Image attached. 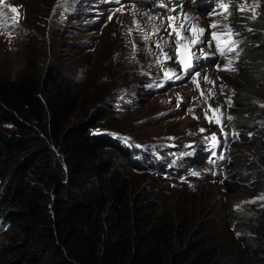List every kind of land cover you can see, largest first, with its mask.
I'll return each mask as SVG.
<instances>
[{
    "label": "rangeland",
    "instance_id": "rangeland-1",
    "mask_svg": "<svg viewBox=\"0 0 264 264\" xmlns=\"http://www.w3.org/2000/svg\"><path fill=\"white\" fill-rule=\"evenodd\" d=\"M161 3L167 7H160ZM254 3L259 5L254 20L259 24L257 33L264 37L261 30L264 25L259 18L264 17V0H247L248 5ZM13 6L18 8V13L10 12ZM121 7L123 11H117ZM0 9L8 17L4 22L8 27L0 23V72L16 78L25 68L24 60L34 56L42 69L62 65L83 99L73 121H86L101 111L106 117L96 126L95 133L114 137L133 150V161L137 160L140 168L126 169L124 163L119 164L134 181L132 202L140 203L139 198L146 212L167 219L172 214L178 223L184 219L188 226L202 224L209 214L222 217L232 211L235 218L254 214L252 211L263 194L264 173L250 175V172L262 164L261 142L258 140L250 146L240 143L239 134L243 131L235 121L234 101L240 98L239 90L249 91L255 87L257 91L245 97L252 98L254 106L264 108L259 79L251 85L236 71H218L215 65L219 63L222 67L225 61L214 47L198 44L193 52L199 55L198 50L203 48L209 58L194 59V67L184 79L165 81V68L181 74L180 65L173 62V58L161 68L148 51L151 48L159 52L154 41L163 43L169 39V15L177 17V26L184 16L190 17L192 23L206 29L201 39L209 40V24L213 20L224 22L221 17L210 15L217 10L215 0H120L119 4L113 0H0ZM234 9L235 5L227 21L233 31V23L240 20ZM11 17L16 18L18 26H12ZM242 20L241 24H245ZM137 23L145 32L151 33L154 27H159L160 32L151 41H144ZM183 34L189 35L186 30ZM234 38L237 40V36ZM173 47L170 43L163 50L171 55ZM229 58L233 59L235 67L237 57L230 54ZM195 72L200 73L199 89L192 79ZM205 76L215 81L214 87L205 82ZM221 84L226 85L223 92ZM209 89L214 91V96L209 95ZM201 90L207 100L201 96ZM228 97L232 100L231 107L226 103ZM94 99L96 103H90ZM209 105L223 111L224 132L229 134L226 140L220 125L205 119L204 110ZM251 110L258 112L255 107ZM208 116L220 118L219 113L211 110ZM227 116L233 119L228 120ZM200 129L206 131L201 133ZM213 133L219 141L215 149L204 139ZM237 144L243 147L247 158L241 165L230 154ZM220 156L224 159H218ZM210 160L216 163H209ZM193 171L200 176H192ZM253 200L256 202H248ZM104 213L109 237L114 235L115 212L108 208ZM246 224L235 219L222 226L220 246L224 261L231 262L240 250L239 246H232L231 241L243 248L240 237L244 233L240 228ZM2 228L0 223V234L6 232ZM227 234H230L229 240ZM225 247L229 251H224Z\"/></svg>",
    "mask_w": 264,
    "mask_h": 264
},
{
    "label": "trees",
    "instance_id": "trees-1",
    "mask_svg": "<svg viewBox=\"0 0 264 264\" xmlns=\"http://www.w3.org/2000/svg\"><path fill=\"white\" fill-rule=\"evenodd\" d=\"M250 24L252 31L239 39V74L251 85L259 79L264 97V37L257 21ZM24 61L16 78L0 72V223L6 229L0 264H264V210H256V218L209 214L198 226L146 212L139 198L132 202L134 181L119 166L135 167L131 151L95 133L106 114L75 123L83 99L62 65L42 69L35 56ZM250 90H239L236 104L249 145L260 139L251 135L249 122L264 119V108L245 97L257 91ZM230 154L239 165L245 162L241 146ZM108 208L116 219L109 237ZM235 219L247 223L240 238L245 251L231 241L240 250L223 263L222 226Z\"/></svg>",
    "mask_w": 264,
    "mask_h": 264
},
{
    "label": "snow or ice",
    "instance_id": "snow-or-ice-1",
    "mask_svg": "<svg viewBox=\"0 0 264 264\" xmlns=\"http://www.w3.org/2000/svg\"><path fill=\"white\" fill-rule=\"evenodd\" d=\"M113 2L119 4L120 0H113ZM235 5V11L238 14V18H244L248 20H256L257 19V12L256 9L259 7L257 3H254L252 5L247 4V0H215V8L217 10L210 13L211 16H219L222 18L223 23L221 20H213L209 24V29L211 30L209 32L210 39L205 41L201 39L205 35L206 29L199 27L198 25L191 22V18L188 16L183 17V22L177 26L175 24V21L177 20L176 16H168V28L170 29L168 35V40H163V43H160L159 41H154L155 48L159 49V52H153L151 51V48L148 49V51L151 53V55L156 57V65L163 68L166 61H173V58L175 63L179 64L181 67V74H177L175 70L171 68H165L164 70V79L165 81L169 80H181L184 79L185 76L189 74V70L194 67L193 60L199 61L201 58L208 59L209 54L204 51L203 48H200L199 55L194 53L192 49L196 45H206L209 48H215L216 54L220 58H222L225 63L221 67L219 63L215 65L218 71H228V72H234L237 71L235 67H233L234 61L233 59L229 58V55L231 53H235V55L239 56V51H237L239 44L241 41L236 40L234 37L238 36L239 33L233 31V27L230 23H227L228 17L232 15V6ZM160 7H167L163 3L159 5ZM117 11H123V8H118ZM169 11H175V9H170ZM11 13H18V8L13 6L10 8ZM245 13H250V15H245ZM8 17L5 16V13L2 9H0V23H4L7 20ZM111 19V17H109ZM150 20L156 19V17H149ZM11 23L12 26H18V22L15 17H11ZM185 24H187V29H185ZM5 27H8L6 23H4ZM137 30L142 33V38L144 41H151L153 36H156L160 32L159 27H154L153 31L151 33L145 32L142 28L139 27L137 23ZM187 31L189 33L188 36H185L183 33L184 31ZM248 31H252V29H248ZM129 33H131V29L129 30ZM11 34V32H10ZM174 37V38H173ZM163 39V38H161ZM173 45L172 48V54L169 55V53L165 52L163 49L166 45ZM135 50V46H134ZM200 76L199 72H195L192 75L193 82L195 83L196 87L199 89V81L198 77ZM204 80L206 83L212 84L213 87L215 86V81H212L209 79L208 76L204 77ZM159 86H163L162 84ZM226 85L221 84V92H223ZM209 95H215L214 91L212 89L208 90ZM201 96L207 100V96H205L204 91L201 90ZM226 103L229 107L232 106V100L231 97H228L226 99ZM179 106V104L177 105ZM264 106V105H262ZM211 110L214 114L219 113L220 118L213 119L212 117L208 116V111ZM189 111H192V109H189ZM205 119L209 121V123H216L220 125V130L222 135L225 137V140L228 137V133L224 132L223 123H222V117L224 116L223 111L220 107H217L215 109L211 108V105L208 106L207 109L204 110ZM194 119H199V117L194 116ZM228 120H232L233 117L227 116ZM201 133L206 131L205 129L199 130ZM236 136H238V133H235ZM205 141L209 142L211 144V148L215 149L218 146V138L215 133H213L211 136H207L204 138ZM215 155V153H213ZM218 159L223 160L224 157L220 156ZM209 163L215 164V160H210ZM192 176H200L199 172L193 171L190 173ZM215 175V173H213ZM261 199H264V196L261 197ZM249 203H255L256 201H248ZM239 235V233H237Z\"/></svg>",
    "mask_w": 264,
    "mask_h": 264
},
{
    "label": "clouds",
    "instance_id": "clouds-1",
    "mask_svg": "<svg viewBox=\"0 0 264 264\" xmlns=\"http://www.w3.org/2000/svg\"><path fill=\"white\" fill-rule=\"evenodd\" d=\"M263 14H264V12H263ZM245 15H250V13H245ZM259 18H260L261 20H264V17L259 16ZM241 19H242V18H240V20L235 21V22L233 23V25H234V27H235L234 32L239 33V35L237 36V40L240 39V35H241V34H243V33H250L251 31H248L249 28L252 29L250 23H251L253 20L245 19V24H241V22H240ZM263 32H264V30H263ZM263 34H264V33H263ZM262 39H264V38H262ZM248 44H252L251 39L248 41ZM263 44H264V42H263ZM257 45H258V44H257ZM243 50H244V49H243V46L240 45V46H238V49H237V51H239V53H240L238 57L235 55V53H231V55H233L234 57H237V59H238V64L235 66V68L237 69L236 72H237L238 75H240L239 72H240V69L242 68V67L240 66V63H241V60H242ZM193 64H194V62H193ZM252 103H254V100H253V99H252ZM234 104H235L234 109L237 111V113H236V115H235V121H237V122H238L237 125L240 126V127L242 128V130H244L243 127H242V123H239L238 109L236 108L237 100L234 101ZM257 113H258V112H257ZM246 114H248V116H253V115H251V113H249V112H247V111H246ZM253 122H255V124H256L255 127H252ZM248 127H249V128H253V129H252V132H251V135H252V136L257 137V138H260V139H257V140H259V141L261 142V155H260L259 157H260V160H262V164H258V167L250 172V175H254V174H256V173H260V174H262V173H264V119H263V118H257L255 121H250ZM251 135H250V133L248 134V132H247V135H246L245 138H246V139H247V138H250ZM106 136L110 137L111 139L116 140L118 143H120V144L122 145V143L119 142L116 138L111 137V136H109V135H106ZM239 137H240V139H239L240 143H243V140H244V139L242 138V133L239 134ZM122 146H123V145H122ZM240 146H241V145L237 144L236 147H235V149L232 150V151H237V150L240 148ZM249 146H250V145H249ZM241 148L243 149V147H241ZM127 149H129V150L131 151L132 158H134V157H133V153H134L133 150H131L130 148H127ZM240 151H241V150H240ZM243 151H244V150H243ZM230 152H231V151H230ZM244 154H245V152H244ZM246 159H247V158H245V161H246ZM133 163L137 164V165H134V166H135L134 168H140V164H139V162H138L137 160H136V161H133ZM126 165H128V164H126ZM126 165H125V166H126ZM123 167H124V166H123ZM128 168H129V166H127L126 169H128ZM132 168H133V167H132ZM127 173H128V172H127ZM261 188H263V194H262V196H264V184H262ZM262 196H261V197H262ZM256 210H264V199H261V200L259 201V203H258L257 205H255L254 210L252 211V212H254V214L251 213V214H253L252 217H255V218H256V215H255ZM245 216H246V215H245ZM246 229H247V228H246ZM240 232H243L244 235H245V231L243 230L242 227L240 228ZM244 235H243V236H244ZM241 237H242V236H241ZM241 237H240V238H241ZM242 244H243V246L245 245L244 242H242ZM247 247L249 248L248 243H247ZM243 250H244V247H243ZM244 251H245V250H244ZM235 258H236V256L234 257V259H235ZM234 259H232V261H233ZM232 261H231V262H232ZM222 262H223V263H230V262H226V261H224V260H222ZM234 264H237V263L235 262ZM246 264H247V263H246Z\"/></svg>",
    "mask_w": 264,
    "mask_h": 264
},
{
    "label": "bare ground",
    "instance_id": "bare-ground-1",
    "mask_svg": "<svg viewBox=\"0 0 264 264\" xmlns=\"http://www.w3.org/2000/svg\"><path fill=\"white\" fill-rule=\"evenodd\" d=\"M165 20H166V19H165ZM139 39H140V38H139ZM138 41H139V40H138ZM149 56H150V55H149ZM149 56H148V57H149ZM153 58H154V57H153ZM152 60H153V59H152ZM154 60H155V59H154Z\"/></svg>",
    "mask_w": 264,
    "mask_h": 264
},
{
    "label": "water",
    "instance_id": "water-1",
    "mask_svg": "<svg viewBox=\"0 0 264 264\" xmlns=\"http://www.w3.org/2000/svg\"><path fill=\"white\" fill-rule=\"evenodd\" d=\"M193 51V50H192ZM193 62H194V60H193Z\"/></svg>",
    "mask_w": 264,
    "mask_h": 264
}]
</instances>
